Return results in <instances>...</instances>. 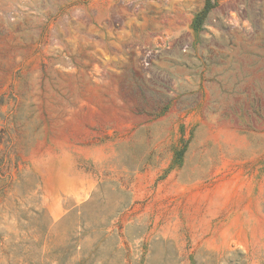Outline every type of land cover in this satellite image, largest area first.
I'll use <instances>...</instances> for the list:
<instances>
[{
    "label": "rangeland",
    "instance_id": "1",
    "mask_svg": "<svg viewBox=\"0 0 264 264\" xmlns=\"http://www.w3.org/2000/svg\"><path fill=\"white\" fill-rule=\"evenodd\" d=\"M0 264H264V0H0Z\"/></svg>",
    "mask_w": 264,
    "mask_h": 264
}]
</instances>
